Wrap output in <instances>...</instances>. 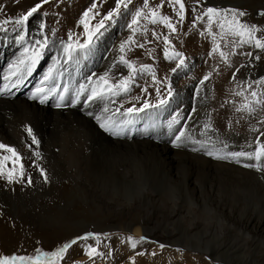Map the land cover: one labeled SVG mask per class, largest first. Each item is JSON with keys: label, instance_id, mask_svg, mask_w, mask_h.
<instances>
[{"label": "rangeland", "instance_id": "374dc122", "mask_svg": "<svg viewBox=\"0 0 264 264\" xmlns=\"http://www.w3.org/2000/svg\"><path fill=\"white\" fill-rule=\"evenodd\" d=\"M70 1L72 0H49L48 3H43V1L39 2V0H14L15 6H19H14V9L11 7L10 9L12 10H7L6 12L8 14L5 16L0 15V22L5 19L14 21L26 15L27 12L36 4H42V7L34 13L33 16L29 17L26 24L16 25L15 23H8L3 25L4 30H0V39H14L15 41L21 42V40L23 41L30 38L29 32L32 31L30 28L34 20H39L41 21L40 23L44 25V27L41 28V50L39 51L37 61L33 65V69L35 68V70L34 72L32 70L33 73L31 72L29 74L32 75L31 79L27 83L26 81L22 83L23 85H18L19 87L17 86V89L14 90L15 93L17 91L20 93L19 96L21 98L24 97L23 99L26 100L33 98V94L36 93L37 89H43V92L38 93L39 95L37 96L43 98L45 95L49 94L53 88H55L57 90L55 92L56 100L63 96L65 104L72 103L77 90H73L72 87L77 84L78 86H81L78 81L82 78V75L80 74V76H77V65L66 63V65L60 66L56 64L55 61L57 57L62 54L61 52L63 50L65 52V47L69 44L73 45V50H71L73 53L81 51L86 52L87 54H93L92 58L87 60V65L89 66V71L91 72L89 73L92 74L102 61L103 55L100 53L101 49L108 44V42L104 41L101 45L97 46L95 41L100 34L105 32L104 29L110 28L112 32V34H109L110 44H119L118 54L115 56V58H117L116 63H118V60L123 64H125L123 61H127L133 66V68L130 69L127 66L124 74L119 76L116 74V67H110L106 77L107 83L115 85L124 79L129 80V84L131 85L136 83L135 88L133 86H129L130 88L127 92L116 89L119 92L118 95L108 93L111 98H114L115 96L118 113L125 114L129 108L134 107L139 109L147 103L151 105V107L145 108L143 112L133 113L129 115L128 118H134L139 121L140 119H148L150 117L149 115L154 114L156 109H161L165 103H167L165 104L167 106L169 101H172L170 99H172V95L174 94L176 87L184 88L185 90L183 89V95L185 94L187 98H183V101L181 100V102L172 105L173 108L167 106L162 109L166 111L160 110L162 111L160 117L163 120V125L169 130L164 134V136H167L168 139L171 141L174 139L172 133L175 131V128L180 125L179 123L183 115V110H185V104L187 105V102L191 101V104L193 105V112L188 121L180 127V131H186L188 135L190 134L189 136L193 139V141H210V144H215L211 146L210 153H213V155L210 156H226L228 158L222 160L221 162L227 164L230 163L229 160H233L230 155L231 153L241 151L248 153L253 152L258 146L256 141L257 139L259 142L264 143L262 136L260 139V135L263 134L262 130H264V63L261 62V58H264V49H260L255 46V40L257 38L264 42V1L262 2L263 6L261 5L258 8L254 6L253 9L248 11V16L246 15V12H244L245 9H242V7L246 5L244 0H182L186 11L189 9L188 11L192 14L195 13L199 16H204L206 20L203 21L204 23L209 24L208 17L205 15L207 8H216L224 13L222 16L213 17L212 23L210 24L211 28L215 26L214 28L216 29V25H218L219 28L221 22H229L228 25L232 24V14L228 10H235L237 13L242 11L245 13L244 16L236 15L235 21L238 22V24L244 25L246 23L245 20L249 17L251 18L252 21L249 22L248 28H254L255 31L252 32L253 38L250 41L247 35L242 37L233 34L231 35L228 52H230V54L234 57L236 56L237 51L241 49V54L237 55L238 57L236 62L234 60L231 66H229L230 68H225L227 53L225 52L224 47L227 43L226 37L224 35L221 38L217 37V30H209L208 28L202 29L205 27L203 23L197 21L195 15L194 17H189L188 14L189 18L185 16L184 13L186 11L183 13L185 18L181 21L179 15H177L179 12V5H174L173 3H170L169 0H148L147 8L144 7V0H124V2L127 3V7L125 8L122 3L118 10L116 9L117 0H83L78 5L79 8L76 13L78 16L76 14L70 15L69 17L71 19L69 23V20L67 21L63 16H65L64 14H66L67 10L70 9L67 4ZM76 1L78 0H75V2ZM50 2L55 3V6H52L53 3L51 4ZM60 3H62V5H59ZM93 5H95V7H93ZM57 6L59 9L58 11H56ZM89 8H92L91 14L89 12V17H84V12L88 11ZM137 11H140L142 15L138 18L137 24H132L133 17ZM0 12H2V10H0ZM109 12H112L113 15L107 18V20L105 17H108ZM153 12L156 13L155 19L157 22L155 24L151 22L153 19L151 14ZM160 15H168L169 18L172 19V24L176 28V32L174 33L168 30L167 36L169 38L159 37L164 31V28L161 27L159 19V17H161ZM176 17L178 19H176ZM78 18H80V21H86V24L88 25L87 30L85 29V23H83V28L80 26L76 27V21L79 20ZM130 24H132L131 28L129 27ZM73 26L75 27L74 29ZM187 26L190 29L195 30L194 37L187 38ZM232 26L236 27V25ZM199 30H201V32H199ZM226 30L229 31V33H232L229 30V27L226 28ZM153 33H155V36ZM182 33L184 34L182 35ZM198 35L205 37L206 42L207 40L208 42L198 43V40L200 39ZM89 36H91V40H89ZM21 37H23V39H21ZM165 38L170 40L169 42L172 44H165ZM155 41L158 42L156 43ZM122 44H124L123 50H121ZM9 45L11 44H7V47H9ZM80 45H87V47L81 48L79 47ZM217 45H219L218 49ZM166 48L169 56L172 57L171 59L165 58L164 53ZM214 49L216 50L214 51ZM220 52L224 53L225 58H221ZM233 52H235V54ZM174 53H180V56H174ZM7 56L9 57L8 62H10L13 60L15 55L14 52L9 49L8 54L7 52H4V56H0V90L4 89L3 85H5L4 78L6 65L8 64L6 59ZM181 61H183V63H180ZM228 62H230V60H228ZM51 64H54V67ZM145 65L148 67L144 68L143 66ZM58 70H61V73H63L58 88H56L54 83L47 84V81L44 82L45 77H47L50 73L58 74ZM163 72H165V74ZM205 77H208V79H205ZM221 77L224 78L221 80ZM41 84L44 85V87L39 88V85ZM143 84L147 89L143 87ZM159 85L161 87H159ZM203 85H205L208 95V103H210L208 109L205 110V114L208 119V128L221 135L228 136L227 138H221L222 142L220 144L211 142V140H208L207 137V139L204 140L203 134H200L201 138H196V136L192 134V132L196 130L200 131L198 129H202L200 122V112H202V106H198H200V100L202 99V95L199 93L201 92V86ZM190 90H192V92H190ZM113 91L115 92V88ZM186 92L188 93L186 94ZM252 92L256 93L255 97L252 96ZM161 101H163V103H161ZM257 101L259 102L257 103ZM212 102L219 103V106L214 107ZM245 105H248L249 107H245ZM220 106L226 109L224 110L225 112L222 111L223 114L219 111ZM249 109H251V112ZM155 117L156 116L152 115V118ZM217 117L220 119H217ZM117 125L123 126L124 123L121 121L117 123ZM144 131H150L149 127ZM125 132L133 134L134 130L131 129L128 131L127 127H125ZM249 133L256 134L255 137H253L255 140L252 141L248 138L250 136H247V139H245L246 141L242 143L245 147H239V150L236 148L228 150V146H241L242 144L236 137L248 135ZM232 135H234L235 138L231 139L229 137ZM0 143L3 142L0 141ZM15 149L22 157V160L19 161V163L17 162L18 164H15V172L17 173L14 178L15 182L9 184L6 176H0V178L3 177L0 179L1 191H8L12 194L6 195L4 193H0V256H10L13 254L34 255L37 248L44 252H52L58 247H61L63 244L69 243L75 239L77 241L76 244H73L68 249V251L64 254L63 260L57 259L55 264H186L185 261H191L193 264H199L202 260H205L210 264H223L212 261L206 255L203 256L198 252L185 249L183 245H178V243L171 245L173 242H169L171 244H167L164 241L152 238L142 232L140 234H134L131 230H127L126 223L123 221L126 217L120 207L112 206L113 204L107 198L103 200V202L105 201V204L103 202L102 203L108 208L109 211L107 212L109 214L98 223L93 222L92 224L89 217L85 216V218L83 215H73L69 212H59L60 214L58 212L41 213L37 210L38 205L39 203H45L49 197V191H44L41 194L34 195V199L31 201L25 198V196L13 195L15 190H22L24 187L32 188L34 185L32 183H28V178L31 177L33 182V178L37 177V174H40L39 169L41 168L32 158V155L36 156V153H34L35 151L30 149L27 144L23 147L24 150L20 147ZM4 157H8L9 159L4 160ZM240 159H243V157ZM249 161H251V164L259 163L262 167H264V158H262L259 162L255 159ZM0 162L4 163L5 172L12 169V154L0 149ZM20 164L23 165L22 170L20 168ZM194 164V169H201V163L197 164V162H195ZM34 165H38L39 167ZM16 167H19L18 170H16ZM253 169L256 171L257 178L259 177L258 180L260 181L261 179L260 182L263 183L264 170L257 171L255 167H253ZM192 170H190L188 174L194 176L197 175L194 174V170ZM21 171L23 172V178L19 176ZM213 172L214 173L212 176L210 175V177H208L209 175L199 174V180L204 185L209 187L211 186L213 191L217 192L221 199L226 198V201L233 202L237 197L246 196L249 202H251L250 205H252L251 207L253 208V215L264 216L263 184L259 181H257V183L255 180L250 179L241 180L237 174L228 169L220 168L219 170ZM56 179L57 182H59V180H62L63 178ZM157 190L159 193L162 191L159 187H157ZM159 193L158 195H160ZM247 194L249 195L247 196ZM161 195H163V193ZM254 197L255 200L253 199ZM162 199L164 200L163 196ZM257 199L260 200L258 201ZM95 201L96 203H101V201L97 199ZM64 202L68 206L72 204L68 201ZM233 204L234 203H231V206H234ZM162 206V203H159L156 205V208H162ZM82 220L85 221V224L80 223ZM162 221H164V219H162ZM65 222L66 226H64L63 229L62 226ZM161 229L163 232H167L168 230L173 232L171 228ZM174 231L176 232V237L178 239L180 238L178 241L183 242V240L186 239V236L189 235L186 228L181 225H176ZM89 233L92 234L89 239H79V237ZM4 235L13 238V242L9 247L4 246L5 241H1V236ZM129 237H131L132 241L136 242L135 247L132 246V242L129 240ZM141 237H144L145 239L141 241ZM234 242L236 243V246L244 244L242 239L239 237L232 236V233L230 235L227 234L225 244H228L229 247H234ZM161 244L165 245L163 249L160 248ZM256 245L259 249L264 250V246L260 241H258ZM93 248L100 255L97 256L94 253V258L90 259L86 254V251H90ZM177 249H182V251H177ZM140 252L145 254L138 255ZM152 253H155V255H152ZM236 257H238V259L241 258L236 255L232 257V260L236 261ZM246 264H257V262L254 257L252 258V256L249 255Z\"/></svg>", "mask_w": 264, "mask_h": 264}, {"label": "bare ground", "instance_id": "6f19581e", "mask_svg": "<svg viewBox=\"0 0 264 264\" xmlns=\"http://www.w3.org/2000/svg\"><path fill=\"white\" fill-rule=\"evenodd\" d=\"M41 1L43 0H39V2ZM82 1L83 0H78L75 2V0H72L69 3L65 2L70 9L67 10L63 17L66 18L67 21L69 20V23L71 19L69 16L77 13L79 8L78 5ZM244 1L246 5L242 7V9H245L244 12L248 15V11L253 9L254 6L256 8L261 6L264 0ZM54 4L55 3H53L52 6ZM59 5H62V3ZM14 6V0H1L0 10H2V12H0V15H7V10L10 11L19 5ZM58 6L56 7V11L59 10ZM11 7L12 9H10ZM188 10L189 9L186 11L185 8L184 11L186 12L184 15L187 17L188 14L189 17H194L195 15L196 20L203 23L205 26L202 29L208 28L209 30H217V37L221 38L223 35L226 37L227 43L224 47L227 53L225 68L231 66L234 60L236 62L237 55L241 54V49L237 51L234 57L228 52V46H230L229 40L232 35V33L226 30V28L229 27V22L220 23L225 25L223 29L220 26L218 28V25H216V29L214 28L215 26L211 28L210 24L203 22L206 21L204 16H199L195 13L192 14ZM163 16L169 17L168 15ZM78 19L79 20L76 21V27L80 26L83 28L85 24L83 25L80 18ZM169 19L172 23V19ZM176 19L178 18L176 17ZM245 21L246 26H248L249 22L252 20L249 17ZM40 22L39 20H34V22H32L30 28L32 31L29 32L30 38L26 40H21V42H19L14 39H0V56H4V52L8 54L9 49H11L15 55L14 58L12 57L13 60L10 59V62H8L9 57H5L8 64L6 65L4 89L0 90V141L13 148L18 149V147H20L22 150H24L23 147L27 144L30 149L35 151L34 153L40 154L39 156L32 155V158L45 170L48 176L47 183L44 182L40 174H37V177L33 176L34 180L32 184L34 186L32 188L24 187L22 190H15L13 195H22L31 201L34 199V195L49 191V197L45 203H39L38 209L36 208L38 211L41 213L69 212L73 215H83L84 217H89L92 224L93 222L98 223L109 214L107 212L109 211L108 208L104 205L105 201L103 202V200L107 198L113 204L112 206L120 207L126 217L123 221L126 223L127 230H131L134 234H140L142 232L152 238L164 241L167 244H171L169 242H173L171 245L178 243V245H183L185 249H190L203 256H208L214 262L223 264H246L247 258L250 255L252 258H255L257 264H264V250L259 249L256 245L257 242L260 241L264 246V216L253 215V208L251 207L252 205H250L251 202H249L246 196L237 197L233 202L226 201V198L221 199L217 192L213 191L211 186L204 185L199 180V174L209 175L208 177H210V175L212 176L214 173L213 171L221 168L228 169L237 174L241 180L250 179L257 182L259 181V177L257 178L256 171L253 167L243 166L245 163L251 164V161L243 158L240 159L239 163L235 160H229L230 163L224 164L221 162V159H216L208 154L210 153L211 146L215 144H210V141H193L189 136L190 134L188 135L186 131L183 132L184 135L179 142L181 146L174 147L173 141L175 137L182 132L180 131V127L188 121L193 112L191 101L187 102V105L185 104V110H183L179 127L177 126L175 131L172 130L174 139L171 141L167 136H164L169 130L164 127L163 121L160 119L162 111H166L162 109L167 106L173 108L172 105L181 102L183 98H187L185 94L183 95L184 88L176 87L172 99H170L172 101H169L167 106L165 105L167 103H165L161 109H156L154 114L149 115L150 117L148 119H140V121L134 118H128L129 115L125 116V114L118 113L116 98L115 96L111 98L108 93L103 99L93 101L87 100L93 87L101 89L107 88V85L101 81V77H103L105 73L108 74L110 67H116V74L119 76L123 75L127 69V65L119 62V60L118 63H116L117 58H115V56L118 54L119 44H110L109 34H112L110 28L104 29L105 32L100 34L95 41L97 46L101 45L104 41L108 42V44L101 49L100 53L103 55L102 61L92 74H90L91 72L89 71L87 60L92 58L93 54L78 51L77 53L72 52L71 58H69V55L63 50L61 52L62 54L59 55L55 61L56 64L60 66L66 65V63L77 65V76H80V74L82 75V78L79 79L78 82H80L81 85H85L86 91L80 94L79 102L75 103V106H73V102L65 104L64 100L62 106L57 108L56 104L59 102V99H55V92L57 91L55 88H53L49 94L46 93L47 95L45 96H47V100L45 103H40V99L42 98L37 97L39 95L38 93L35 99L31 98L27 100L23 99L24 97L21 98L18 91L15 93L14 90L17 89L16 87L18 85H21L25 81L26 83L29 82L32 76L29 74L32 70L33 72L35 70V68L33 69V65L39 56V51L41 50L40 44L42 41ZM161 27L164 28V31L159 37H168L167 33L170 29L163 26L162 23ZM74 28L73 26V29ZM187 28V33L189 34H187V38L194 37L195 30L190 29L188 26ZM199 32H201V30H199ZM183 34L184 33H182V35ZM199 37L198 43L208 42V40L206 42L205 37ZM38 41L39 43H37ZM7 44L11 45L7 47ZM233 53L235 54V52ZM228 60H230V62H228ZM261 62L264 63V58H261ZM51 65L54 67V64ZM163 73L165 74V72ZM62 75L63 73H61V70H58V74L50 73L45 77L44 82L47 81V84L54 83L56 88H58ZM223 78L224 77H221L220 79L222 80ZM129 86L135 88L136 83L134 85L129 84ZM143 87L145 88L144 84ZM159 87L161 86L159 85ZM201 88L202 90H200L201 92L199 94L202 95V99L198 107L202 106V112H200L202 129H198L200 131L196 130L192 132V134L196 136V138H201L200 134H203L204 140L208 138L211 142L220 144L222 142L221 138H227L228 136L221 135L208 128V119L205 110L208 109L210 103H208L205 85L201 86ZM72 89H77L76 92H78L80 86L77 84L72 87ZM115 91L117 90L115 89ZM76 92L74 101L77 99ZM190 92H192V90H190ZM187 93L188 92H186V94ZM212 103L214 107L219 106V103ZM224 110L226 109L220 106V113L223 114L222 111ZM89 113H91V115H89ZM152 115L156 117L152 118ZM96 116H100L101 121H111L115 125L121 121L124 123L127 120H132L133 123L131 125L124 124L123 127H127L128 131L133 129L134 133L132 134L129 132L130 134H128L124 131L123 135L120 136L110 134L100 127V124L96 120ZM218 118L219 117H217V119ZM148 127L150 131H144ZM28 128L32 129L33 136H35L38 143H33L32 137L27 133ZM262 132L263 134L260 135V139L261 136L262 139H264V130H262ZM255 135V133H249L248 135H241L236 138H238V141L242 144L246 141L245 139H247V136H250L248 137L250 140H255V138L253 139ZM229 137L231 139L235 138L234 135ZM256 141L257 143L259 142L258 139ZM239 147L245 146L243 144L241 146L232 145L231 147L228 146V150L231 148L239 150ZM193 149L197 150L194 151ZM195 162H197V164L201 163L202 166L200 170L198 168L194 169ZM18 168L19 167H16V170H18ZM192 169L194 170V174L197 175L188 174ZM56 178L63 179L57 182ZM261 184H263L264 187V182ZM157 187L162 189L160 193ZM1 190L2 189H0V193L2 194H11L8 191L4 192ZM158 193L160 195L163 193V195L160 196ZM248 195L249 194H247V196ZM96 199L104 204L100 202L96 203ZM253 199L255 200V197ZM64 201H68L72 204L68 206ZM159 203H162V208H156V205ZM231 203H234V206H231ZM162 219H164V221H162ZM80 223L85 224V221L82 220ZM176 225H181L186 228L189 234L183 242L178 241L180 238L178 239L176 237V232L174 231ZM64 226H66V222L63 223V229ZM161 228H171L173 232L169 230L163 232ZM231 233L232 236L242 239L244 244L236 246L234 242V247H229L228 244L226 245L225 240L227 234L230 235ZM1 237V241H5V247H9L13 242V238L7 235ZM236 255L241 258L238 259V257H236L238 260H232V257ZM185 262L186 264H193L191 261ZM199 264L210 263L202 260Z\"/></svg>", "mask_w": 264, "mask_h": 264}, {"label": "snow or ice", "instance_id": "6c2138e0", "mask_svg": "<svg viewBox=\"0 0 264 264\" xmlns=\"http://www.w3.org/2000/svg\"><path fill=\"white\" fill-rule=\"evenodd\" d=\"M49 0H43V3H48ZM170 3H173L174 5H179V12L177 13V15H179L180 20L182 21L185 17L183 15L184 10H185V5L182 2V0H169ZM124 4V7H127V3L124 2V0H117L116 3V9L118 10L121 7V4ZM42 7V4L38 3L36 4L34 7H32L26 15L22 16L21 18H18L14 21H10L9 19H5L2 22H0V30H4L3 29V25L8 24V23H15L16 25H24L26 24V22L28 21L29 17L33 16L34 13H36L40 8ZM93 7H95V5H93ZM144 7L147 8L148 7V0H144ZM92 11V8H89L88 11L84 12V17H88L89 16V12ZM229 12H231L232 14V24L229 25V30L232 32L233 35L236 36H244L247 35L249 38V41L253 38L252 37V32L255 31L254 28H248V26L243 25V24H238V22L235 21V17L236 15L239 16H244L245 13L244 12H239L237 13L235 10H228ZM113 15L112 12L108 13V17H105L106 19L111 17ZM142 15V13L140 11H137L135 16L133 17L132 20V24H137L138 23V18ZM153 19L151 20V22L153 24H155L157 22V20L155 19L156 17V13L153 12L152 14ZM205 15L208 17V21L209 24L212 23L213 17L214 16H222L224 15V13H222L220 10L216 9V8H207ZM199 18V17H198ZM160 22L164 24L165 27H167L168 29H170L171 32H176V28L175 26L170 22L169 17L167 16H161L160 18ZM81 23H85V21H81ZM132 24L129 25V27H132ZM232 25H236V27H233ZM102 26V25H101ZM195 26V25H194ZM41 28L44 27L43 24L40 25ZM88 25L85 23V29L87 30ZM220 27L223 29L225 27L224 24H220ZM153 35L155 36V33H153ZM71 38V37H70ZM21 39H23V37H21ZM131 39V38H129ZM89 40H91V36H89ZM39 43V41L37 42ZM169 41L167 40V38H165V44H168ZM255 46L257 48L260 49H264V42H262L260 39H256L255 40ZM79 47L81 48H85L87 47V45H80ZM73 45L69 44L65 47V52L69 55V58H71L72 55V50ZM124 48V44L121 45V50H123ZM219 48V45H217V49ZM216 49H214L215 51ZM165 58L166 59H171L172 57L169 56L168 50L167 48L165 49ZM174 56H180V53H174ZM220 56L221 58H225L224 57V53L220 52ZM123 60V58H122ZM125 64H127V66L132 69L133 66L128 63L127 61H123ZM181 63H183V61H181ZM144 68H147L148 66H143ZM134 70V69H133ZM107 73H105V75L103 77H101V81H103L106 85L107 88L106 89H101L98 87H93L91 94L88 95L87 100L88 101H93V100H97V99H103L105 97V95L107 93H111L112 95H118L119 92L118 91H113V89H118V90H123L124 92H127L129 90V80L124 79L121 82H119L118 84L112 85V84H108L107 83ZM205 79H208V77H205ZM99 83V82H97ZM86 91V87L85 85H81L80 86V90L77 92V99L75 101H73V106H75V103L79 102V96L82 92ZM43 89H37L36 93L33 94V99L36 98V94L37 93H42ZM252 96L255 97L256 93L252 92ZM47 100V96H44L42 99H40V103H45ZM64 102V97L61 96L59 97V102L56 104V107L59 108L62 106ZM259 101H257L258 103ZM161 103H163V101H161ZM151 107V105L145 103L143 105V107L137 109V108H129L127 110V112L125 113V115H131L133 113H137V112H143L145 108ZM245 107H249L248 105H245ZM249 111L251 112V109H249ZM89 115H91V113H89ZM96 120L97 122L100 124V127L113 135H123L125 128L123 126L120 125H115L113 122L111 121H101V117L100 116H96ZM133 123L132 120H127L124 122V124L126 125H131ZM27 133L30 137H32V141L33 143H38V141L36 140L35 136H33L32 133V129L28 128L27 129ZM184 133L181 132L179 135H177L175 137V140L173 141V146L174 147H180L181 144L179 143L181 141V138L183 137ZM0 149L10 152L12 154V163H13V168L8 170L7 172H5V165L4 163L0 162V176H6L7 182L9 184L15 182L14 178L16 177L17 173L15 172V164L19 161L22 160V157L18 154V152L16 151L15 148L11 147V146H7L3 143H0ZM194 151H196L197 149H193ZM209 155H213V153H208ZM37 156H39V153H36ZM232 159L235 160L237 163L240 162V158L243 157L246 160H252L255 159L257 162L261 161L262 158H264V143L258 142V146L256 147V149L251 152H234L230 154ZM216 159H227L228 157L226 156H220L217 155L215 157ZM4 160H8V157H4ZM36 167H39L38 165H34ZM244 167H255L257 171H261L264 170V167L261 166V164L257 163V164H247L245 163L243 165ZM20 168L21 170L23 169V165L20 164ZM40 171V175L43 177L44 182L47 183L48 182V176L47 173L45 172V170L43 168L39 169ZM19 176L21 178H23V172L21 171L19 173ZM28 183L31 184L32 180L31 177L28 178ZM92 236L91 233L86 234L84 236L79 237V239L81 240H87L89 239V237ZM145 238L141 237V241H143ZM129 240L132 242V246L135 247L136 246V242L131 240V237H129ZM76 240H72L69 243H65L63 244L61 247H58L55 251L52 252H44L41 249L37 248L35 250V254L34 255H19V254H13V255H4V256H0V264H55V261L57 259L59 260H63L64 258V254L68 251V249L73 245L76 244ZM165 247L164 244L160 245V248L163 249ZM177 251H182V249H177ZM95 253V255H100L99 253L96 252V250L93 248L90 251H86V254L89 256L90 259H93L94 256L93 254ZM145 253L140 252L138 253V255H144ZM152 255H155V253H152Z\"/></svg>", "mask_w": 264, "mask_h": 264}]
</instances>
